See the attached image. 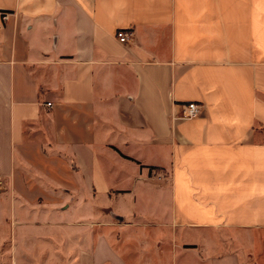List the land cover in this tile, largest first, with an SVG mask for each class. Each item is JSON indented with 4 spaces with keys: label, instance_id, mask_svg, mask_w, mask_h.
<instances>
[{
    "label": "crops",
    "instance_id": "1",
    "mask_svg": "<svg viewBox=\"0 0 264 264\" xmlns=\"http://www.w3.org/2000/svg\"><path fill=\"white\" fill-rule=\"evenodd\" d=\"M0 177L15 258L264 264V0H0Z\"/></svg>",
    "mask_w": 264,
    "mask_h": 264
},
{
    "label": "rangeland",
    "instance_id": "2",
    "mask_svg": "<svg viewBox=\"0 0 264 264\" xmlns=\"http://www.w3.org/2000/svg\"><path fill=\"white\" fill-rule=\"evenodd\" d=\"M4 207L3 183L0 177V264H27L30 261L31 264H35L34 259L15 258L13 252H10L13 245L12 241H10L7 225L5 224Z\"/></svg>",
    "mask_w": 264,
    "mask_h": 264
},
{
    "label": "built area",
    "instance_id": "3",
    "mask_svg": "<svg viewBox=\"0 0 264 264\" xmlns=\"http://www.w3.org/2000/svg\"><path fill=\"white\" fill-rule=\"evenodd\" d=\"M4 18H8V14L4 15ZM117 38L122 42H128L131 39L132 32H130L128 29H119L116 33ZM52 103L49 102L48 105H51ZM201 106L196 103L195 101H190L185 105L184 111L180 118L182 119H192L196 117L200 112Z\"/></svg>",
    "mask_w": 264,
    "mask_h": 264
}]
</instances>
